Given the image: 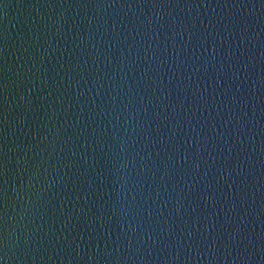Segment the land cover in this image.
Instances as JSON below:
<instances>
[{"label": "water", "instance_id": "95a60500", "mask_svg": "<svg viewBox=\"0 0 264 264\" xmlns=\"http://www.w3.org/2000/svg\"><path fill=\"white\" fill-rule=\"evenodd\" d=\"M0 264H264V0H0Z\"/></svg>", "mask_w": 264, "mask_h": 264}]
</instances>
